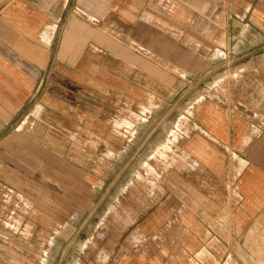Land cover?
Masks as SVG:
<instances>
[{"label":"crops","instance_id":"1","mask_svg":"<svg viewBox=\"0 0 264 264\" xmlns=\"http://www.w3.org/2000/svg\"><path fill=\"white\" fill-rule=\"evenodd\" d=\"M94 25L115 26L187 70L186 52L208 56V42L228 54L220 86L215 79L182 117L186 166L146 182L157 186L141 190L149 204L122 213L123 228L113 226V233L139 235L128 247L132 264H218L226 250L264 249V0H0V142L14 133L54 144L62 136L108 137L120 109L116 123L133 130L126 108L141 103L130 93L141 91L140 78L152 68L130 64L134 54L110 48ZM132 114L147 120L139 109ZM114 241L83 264H113ZM9 245L0 242V264L14 262ZM249 256L241 251L240 263H252Z\"/></svg>","mask_w":264,"mask_h":264},{"label":"rangeland","instance_id":"2","mask_svg":"<svg viewBox=\"0 0 264 264\" xmlns=\"http://www.w3.org/2000/svg\"><path fill=\"white\" fill-rule=\"evenodd\" d=\"M97 14L95 18L99 17ZM98 27L94 25L95 32L110 40L113 45L110 48L119 45L134 54L130 64L152 68V72L147 69V75L140 78L141 91L130 93L141 104L135 107L129 103L132 109L126 108L127 115L139 109L147 120L138 122L130 113L133 130L124 128L116 123L123 116L120 109V113L115 111L111 116L108 137L62 136L56 137L58 144L53 143L55 138L40 140L19 133L3 137L0 142V242H8L12 247L10 252L15 256L12 264H57L60 256L61 264H70L75 254H78L77 264H83L92 251L101 254L109 242L112 247L113 240L120 248L116 244L115 248L108 249L110 262L132 264L133 251L128 247L134 244L132 238L136 241L139 235L129 230L113 233V226L123 228L122 213L133 210L136 205L149 204L147 194L141 191L157 187L147 185L149 180H166L171 170L186 166L178 143L182 117L191 114L199 99L210 87L214 88L215 79L218 78L215 87L220 86L221 63L223 68L229 67L228 54L223 57L222 53H215L214 42L207 43L213 45L205 52L208 56L186 52L190 60L187 70L163 56H155L143 42L119 35L115 26ZM93 42L101 45L96 37ZM173 50L178 54L183 52L181 47ZM105 60L117 68V62ZM227 74L225 77L229 78ZM150 77L155 80L150 82ZM124 129L127 130L124 132ZM241 251H248L250 264L264 261V249L254 248L226 250L227 254L218 264H242Z\"/></svg>","mask_w":264,"mask_h":264}]
</instances>
